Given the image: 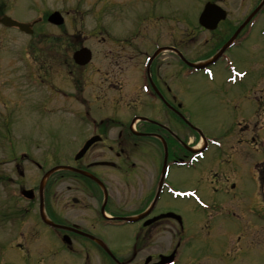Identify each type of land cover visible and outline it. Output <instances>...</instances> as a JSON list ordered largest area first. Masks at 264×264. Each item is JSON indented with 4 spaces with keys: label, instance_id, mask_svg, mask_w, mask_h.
Wrapping results in <instances>:
<instances>
[{
    "label": "flooded vegetation",
    "instance_id": "flooded-vegetation-1",
    "mask_svg": "<svg viewBox=\"0 0 264 264\" xmlns=\"http://www.w3.org/2000/svg\"><path fill=\"white\" fill-rule=\"evenodd\" d=\"M134 4L135 0H115L116 9L120 13L122 10L133 8ZM126 15H132V13ZM61 36L64 37V34H61ZM66 39L68 41V47L71 53H73L75 47L74 34L68 33ZM102 39L103 37H101L99 41H102ZM115 41L117 43L116 49L110 50L109 52L105 51V48L99 51L97 50V52L104 54L101 59L100 55L96 58L94 56L87 65L82 68L78 67V73L83 74L86 82H93L99 88L94 89L92 92L88 90V96L82 99L85 107L90 111L92 105H97L99 109L103 110L104 114L96 118L93 114L87 113L85 124L83 125V134L88 137L91 135H98L99 137L86 152L84 159L74 164L80 169L99 174L104 181V174H109L107 169L122 170V164H117L113 162V160H119L118 154L123 151L136 150V158L139 157V154L148 156L149 160L142 165H138L137 162L128 165L133 173L131 180L128 182L129 185H125L129 189V195L125 201L130 200L132 207L128 210V204L126 203L121 206L120 209L121 213L127 211L140 213L154 198H156L160 190V195L158 196V198H160L149 212L148 216L142 220L133 221L130 225L132 234V260H135L136 264H141L148 256L153 257L161 253L162 249L170 243V234L181 233V226L177 220L165 217L155 218L164 212L173 210L181 214L184 219L182 225L184 230L189 229L194 238L199 239L202 228L200 225H197L200 223V208L192 201L171 200L166 193L169 185H171L175 191H185L188 188L187 184L169 179V184L167 182L160 187L158 181L161 168L154 156L156 151L158 152L164 148V139L169 146L170 152L176 157L183 159L188 155L186 152L188 150L186 143L189 139L192 144H195L199 138L195 130H187V122L183 116H181V113L185 114L186 111L185 102L182 100L186 88L184 86V63L174 56V54H171L173 57H170V55L159 56L151 63L148 68V77L153 74L150 77V82L152 91H154L157 97L156 101H151L145 97L140 88L141 56L148 53V48L144 47L143 49H138L136 44H134L133 35H131L130 38H123L121 35H117ZM186 45L184 41H180L177 42L175 46L181 49L182 47H186ZM98 63L100 64L99 66ZM4 67H8V65ZM131 67H133L132 71ZM46 72L50 75L52 74L49 69ZM9 73H11L10 70ZM67 73L70 83L74 84V80H76L75 66H69ZM152 77H154L155 80ZM176 78L183 81L181 89L175 86ZM41 80L53 88V83L50 82L49 76L41 77ZM106 85L108 86L105 88ZM25 86L29 87L27 84ZM52 101H58L57 94H53L52 92L45 93L41 98V107H46V105ZM132 103L136 107L153 108L157 112L156 115L159 117L158 121L161 124L143 121L139 126L138 124L136 125L137 131L152 132V134H155L157 137H152V135L144 137L133 134L134 141L129 143H122L119 141L118 133L121 130L120 134H122L123 130L121 127L125 124L123 120L125 119V115L120 113L121 106L127 104L133 105ZM107 113H110V115L106 119ZM91 116L95 119H92ZM107 159L112 163L113 167L100 163ZM246 159H249V153ZM96 163L103 165L98 166V171L92 168V165ZM125 171L124 173H127V168ZM78 177L77 173H73L72 181L76 180ZM79 179L82 180L87 197L88 195L96 197L97 192L102 193L101 188L98 186L96 189L95 184L89 177H82ZM108 181L113 182L112 179H108ZM196 181H198V179H196ZM230 185L232 188H238L239 183L231 182ZM191 186L190 184L189 187ZM194 187H196L195 190H200L197 183ZM235 190H233V192H235ZM102 197L103 195L99 198V206L101 205ZM243 197L244 194L235 193L234 202H237L240 207H245L242 201ZM88 209H91L90 205H88ZM186 214L190 216L189 222L186 220ZM96 220L99 221V216L95 214L89 224L90 230L96 227ZM205 229L204 244L206 246L211 244L210 240L212 239L213 244L219 245L214 248H224V246L221 245L220 239L227 240V245L231 244L234 237L240 242L245 233L248 234V236H246L250 244L261 245L263 241L260 229H258L257 232H244L243 236L240 235L242 232L235 231L236 228L230 225H205ZM214 254H217V251H214Z\"/></svg>",
    "mask_w": 264,
    "mask_h": 264
},
{
    "label": "rangeland",
    "instance_id": "rangeland-1",
    "mask_svg": "<svg viewBox=\"0 0 264 264\" xmlns=\"http://www.w3.org/2000/svg\"><path fill=\"white\" fill-rule=\"evenodd\" d=\"M88 1H89L90 6L97 5L99 3V0H88ZM200 1L202 0H169L168 6H169L171 16L175 14L178 16L179 13H182L183 10L181 9L180 5L182 4L185 5L189 2V3H196V7H199ZM21 3H22V15L29 14L28 16H26V18H33L37 16L36 9H31L30 10L31 12L29 11L30 13L27 12L28 4L30 3L29 0H23L21 1ZM47 4L52 7L59 3L57 2V0H47ZM162 6L163 5L155 6L154 9L152 10V13L158 16L160 14V11L162 10ZM185 12H190V10L187 9L185 10ZM87 20H88L87 23H89L90 25H95L93 16L89 17V19ZM87 23L86 22L75 23L74 31L81 30L82 34H83V31L86 33V30L88 29ZM254 40H257L256 37L252 38V45L254 44ZM17 44H19V42H17ZM238 57L241 60L243 66L249 67L254 61V59L250 56H248L245 59V57H243L240 54ZM216 74H217L216 79L214 81L206 77L205 82H201V83L194 85L193 93L197 92V93L206 94L204 95L201 101L196 100L195 95H192V99L194 100V102H189V96L186 95V100L189 102V106L187 109V115L189 116L190 120L193 123L198 125L206 134H209V135L220 134V133L227 131V129L230 127L229 122L232 119L231 114H233L231 113V110L232 108L234 109V106L231 103L227 104L226 102H222V101H212L211 102L210 100V98L212 97L211 91L213 90L220 91L221 94L225 92L228 98L231 96V94H228V93H232L236 90L235 88H231L233 86L224 87L221 84V78H220L221 72L217 71ZM216 96H217V93L214 95V98ZM254 104L257 107V104L256 103ZM251 110L252 109L250 107V111ZM17 125L19 126L14 127V132L16 134L15 141L17 144L22 145V148L27 149V151H30L29 148H31V143L28 137L26 136L25 129L22 128V122L17 123ZM72 145L73 144H71V146ZM65 146L68 147L70 145L67 142ZM36 155L38 154H35L34 156ZM11 175L17 178L14 172ZM188 177L189 175L187 174V178ZM245 178H246V182L248 185L251 183H256L252 178L248 176H246ZM18 189H19L18 184H15V183H12L10 186H6L4 188L0 187V196L3 198V200L9 196L14 197L12 193L17 192ZM17 202L18 201L16 199H13L11 201L10 206L12 207V205H15V203ZM260 210L264 211L262 206ZM6 224L10 228L13 227L10 221H7ZM4 228L5 227H0V229H2V232H5ZM15 232L17 234L18 230H16ZM0 235H1V232H0ZM116 235L120 239V233H117ZM9 236H10V233L8 232H5L3 233V235H1V240L3 241L1 243V245L3 246L2 251H5L7 255L18 254L19 253L18 250L16 252L15 250H11L8 247L7 241H8ZM212 241L213 240L211 239L210 240L211 244H208L206 246L200 240H197L187 248L188 252L190 250V253H191L190 257L194 258V261L191 264H206L207 256H209L211 260L215 259L214 260L215 264H264V248H262L261 250H253V249L246 248L241 253H239L237 257L234 259H223V257H220L219 254L215 255L211 253L214 247V244L212 243ZM219 251H222L220 247H219ZM13 263L22 264V260L21 262H13Z\"/></svg>",
    "mask_w": 264,
    "mask_h": 264
}]
</instances>
